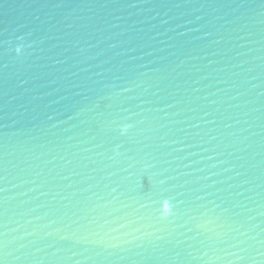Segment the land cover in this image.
<instances>
[{
  "label": "water",
  "instance_id": "1",
  "mask_svg": "<svg viewBox=\"0 0 264 264\" xmlns=\"http://www.w3.org/2000/svg\"><path fill=\"white\" fill-rule=\"evenodd\" d=\"M0 264H264V0H0Z\"/></svg>",
  "mask_w": 264,
  "mask_h": 264
}]
</instances>
